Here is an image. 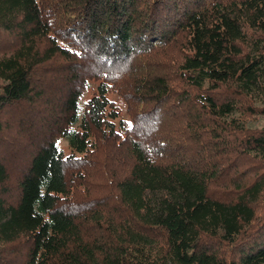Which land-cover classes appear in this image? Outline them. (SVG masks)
<instances>
[{
    "label": "trees",
    "instance_id": "16d2710c",
    "mask_svg": "<svg viewBox=\"0 0 264 264\" xmlns=\"http://www.w3.org/2000/svg\"><path fill=\"white\" fill-rule=\"evenodd\" d=\"M0 264H264V0H0Z\"/></svg>",
    "mask_w": 264,
    "mask_h": 264
},
{
    "label": "rangeland",
    "instance_id": "374dc122",
    "mask_svg": "<svg viewBox=\"0 0 264 264\" xmlns=\"http://www.w3.org/2000/svg\"><path fill=\"white\" fill-rule=\"evenodd\" d=\"M90 92H91V89L90 90H88L87 91V96L86 97H88L89 95H90ZM110 98H113V99H116L117 100V102H119V103H121V100L118 98V96H116L115 94H109L108 95ZM60 145H65V140H60Z\"/></svg>",
    "mask_w": 264,
    "mask_h": 264
}]
</instances>
